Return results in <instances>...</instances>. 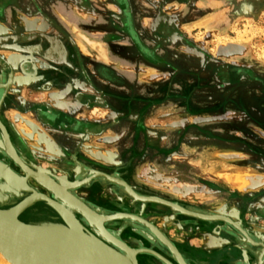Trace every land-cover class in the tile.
<instances>
[{
    "label": "crops",
    "instance_id": "obj_1",
    "mask_svg": "<svg viewBox=\"0 0 264 264\" xmlns=\"http://www.w3.org/2000/svg\"><path fill=\"white\" fill-rule=\"evenodd\" d=\"M128 1L135 39L150 49L154 48L156 33L163 25L162 19L157 18L156 4L160 6L162 0ZM0 7L5 12L4 18L0 20L4 33L0 38V55L13 64L17 61L18 65L14 74L16 82L7 87V96L12 100L11 94L16 92L19 103L23 101L29 104V101L38 100L48 107L64 111L71 118L85 120H95L110 114L116 117L127 111H130L131 118H137L138 114L136 116L134 112L140 109L157 110L164 118V114L175 107L173 104H180V98L195 112H201V107L207 100L209 102L204 105L213 103L211 96H205L211 94L208 89L197 90L192 98L187 99L186 94L201 80V75H198L195 67L183 71L186 62H182L175 53L184 55L185 50L178 52L179 48L182 50L178 41L158 46L156 53L167 62L165 65L151 64L139 54L132 36L126 32V23L122 19L117 0H0ZM77 93L95 97L96 103H89L90 110H85L84 105L75 99ZM128 121L132 131L137 126L145 130L147 123L155 121L162 126L176 122L168 117L165 120ZM246 121L249 120H226L233 127L226 130L225 136L233 140L241 138L238 131H235V125H242ZM65 133L73 140L84 137L81 133ZM170 133V129H167V134ZM115 134V141H123V135L128 132L120 130ZM130 134L128 139L131 140L134 133L130 131ZM158 134L143 136L141 139L145 140L144 145L147 146L148 142L166 147L163 142L166 133L162 131L161 138ZM238 146L239 144L229 143V147L221 152L237 154ZM56 151L62 154L59 146H56ZM185 152V148H179L172 157L180 159L185 156ZM226 170L223 165L218 174ZM130 171L135 183L144 182L151 187L160 185L164 189V176L159 174L161 171L155 164L144 161L131 165ZM130 183L136 186L133 182ZM227 185L233 191L239 190L234 182ZM78 194L90 203L98 204L93 197H86L84 192ZM175 230L168 226L166 234L170 236L172 233L171 239L176 243H188L191 247L202 244L201 239L188 240L186 234ZM123 232L126 234L121 241L131 249L141 246L142 249L156 251L153 245H148L146 240L129 229L121 231ZM137 255L152 256L160 260L152 253Z\"/></svg>",
    "mask_w": 264,
    "mask_h": 264
},
{
    "label": "rangeland",
    "instance_id": "obj_2",
    "mask_svg": "<svg viewBox=\"0 0 264 264\" xmlns=\"http://www.w3.org/2000/svg\"><path fill=\"white\" fill-rule=\"evenodd\" d=\"M163 1L162 3L165 4L168 0ZM260 2L262 3L258 5L260 7L264 6V1L261 0ZM168 5L166 12L170 13L172 18L169 23L172 25L179 22L184 23L178 24L181 26L179 27L181 33L180 38H178L179 40H177L182 48V50L179 48L178 52L182 53L183 50H185L184 53L186 52L184 55L186 56V67L183 71L195 67L198 75H201V80L195 86L193 85L190 89L191 91L186 94L187 99L192 98L197 90L208 89L211 94L205 96H211L213 103L207 106L204 105L209 102L207 100V103H203L201 112L199 110L195 112V110L187 107L188 105L173 104L175 107H171L170 110L178 111V109H183L182 112L185 120H176L171 125L164 124L163 126L161 123L155 121L154 123H147L145 130H141L139 126H137V129L135 127L136 130L131 140L128 139L130 138V133L123 135L125 140L122 143L128 145L127 155H125L126 152L124 151H118L114 146V143H116L114 140L116 134L111 130H107L101 136H93V139L89 142L91 146L83 147L81 149L82 157L80 156L78 159L82 162L89 163V165H94V168L108 174H113V171L116 170L118 177L133 182L137 186L136 190L139 192L149 191V193L165 196V198L167 197L170 200H177L184 207L201 211L211 210L216 213L221 207L225 206L237 212L235 217H241L254 224V228H264V202L261 203L257 198L258 195L263 196L264 189L256 191L253 193L255 195L249 197L242 192L233 191L227 185L228 183L223 176L216 175L211 178L204 172L193 173L188 168L196 162V155H192L194 153L200 154H198L200 163L202 161H210V164L215 165L216 162L226 164L232 162L231 155L226 152H221V150L229 147V143H236L232 140L233 138H227L225 136L226 130L233 127L232 125H228L226 120H242L247 117L253 118L256 116L258 109L264 111V90L261 85V80L264 79V7L259 11L257 8H250L249 10H245V12L235 11L233 13V19L230 20L224 4L223 7L219 5L217 11L200 7L195 8L197 11H187L183 15L177 14L178 12L175 10V7H169ZM173 5H175L174 2ZM187 58L195 59L196 62L188 61ZM229 67L248 68L253 72L255 78L241 81L234 76L233 82L229 81V78L228 81H225L223 79L227 76L226 71ZM17 95L18 93L16 92L11 94L13 101L9 105L13 104L17 106L19 104L16 98ZM40 104L42 103L38 100L29 101V104L23 103V101L21 103L22 109L20 113H22V116L26 119L33 120L39 127L37 133H32L34 140H28V150H31L37 156L39 162L45 163V166L40 165L41 168L42 166L45 168L46 166L55 167L58 165L66 166L70 171L71 166L77 165L81 169L77 162L60 164L58 163L59 158L57 155L39 151L36 140L39 139L42 133H46L49 138L54 140L52 130L45 124L41 125L39 123V120H43V115L47 110L46 108H41V111L38 112V108L36 107ZM29 106H33L34 108H30ZM55 110L62 112L60 109ZM8 111L9 114L19 110L11 108ZM129 113L130 111L123 112L122 115L129 117ZM134 113L135 115L138 114L136 116L139 120H153L156 114H160L157 110L149 111V109H140ZM9 115L10 117L13 116L12 114ZM109 118V115H106L104 117H98L93 121H115ZM249 121L251 124L254 122L253 124L256 130L264 131V129L262 130L257 127L256 123L258 120ZM15 127L17 129L24 128L20 122L16 123ZM193 128H196V133H198L195 137H191L189 134ZM235 128H237L236 125ZM167 129H170V134H167ZM68 131L79 133L71 128L67 129ZM162 131L166 133L163 141L166 147L160 145H152V147H149L144 145L145 140L141 139L143 136L148 135V133L152 135L159 133L158 135L161 138ZM183 131H185L184 134ZM25 132L29 131L25 130ZM36 137L37 139H35ZM251 137L249 136L247 139L248 144L246 146L244 145V147H246L245 149H249V151L251 150L250 152L254 154L251 158L255 164L253 168H251L252 166L250 167L251 171L254 172L259 169L258 165L256 166L257 163H261L264 166V155L257 152L258 150L264 152V137L262 138V143H260L262 145H258V142ZM95 140H100V143H97ZM85 144H88V142ZM95 147H99L101 151L100 155H97ZM179 148H185V151H187L185 152L187 161L177 159L176 156L172 157V154ZM64 154L58 156H64ZM42 157L45 158L44 161H42ZM0 160L5 161L1 155ZM144 161L155 164L159 168L161 171L159 174L169 179V188L171 190L166 191L161 188L151 187V185H147L144 182L135 183L136 180L131 179V175L133 177V173L130 171L131 165H138ZM222 166L219 165V168H217L218 172ZM70 176L72 177L71 174ZM183 184L186 185L185 189L188 188V185L196 188V201L189 200L190 198L188 196H185L183 199L176 194L174 190L176 188H182ZM100 193L108 196L109 189L106 188ZM9 206L3 205L1 208L6 209ZM225 210H223V214L228 215L230 211L226 212ZM154 222L157 226L161 225V222L156 219H154ZM217 225L219 226V230L222 227L224 229L227 227V225L219 221ZM171 228L173 229L174 227ZM175 231L177 232L178 230L176 229ZM178 232L184 234L182 230ZM218 232L222 233L220 231ZM222 234L224 235V233ZM171 236H173L172 233L169 237L171 238ZM1 260L0 264L3 262Z\"/></svg>",
    "mask_w": 264,
    "mask_h": 264
},
{
    "label": "water",
    "instance_id": "obj_3",
    "mask_svg": "<svg viewBox=\"0 0 264 264\" xmlns=\"http://www.w3.org/2000/svg\"><path fill=\"white\" fill-rule=\"evenodd\" d=\"M4 16L5 12L0 7V20ZM2 34L4 33L0 27V38ZM1 47L2 42L0 41V49H2ZM14 64L13 62H8L0 55V104H10L13 101L11 97L7 96V87L10 83L16 82L14 74L18 68V65H16L17 61ZM75 99L88 110V104L92 103L95 97L82 96L77 93L75 94ZM29 107L34 108L33 106ZM36 108L40 112L41 108H46V105L40 104ZM51 110L49 109L53 114V118L57 119L61 116H68L63 111ZM19 122L24 128L17 129L15 127L16 123ZM129 122L128 120H115L113 122L93 120H39L41 125L45 124L52 130L54 140L49 138L46 133L41 132L44 134V137L51 140L55 147L59 146L62 154L64 152L65 154L64 156H58L59 154L56 150L55 152H50L38 140H36V144L40 152L57 155L59 158L58 163L60 164L77 162L80 165L81 169L79 173L72 170V168L70 170L75 179L81 177L84 180L83 184L74 186L72 189L76 197H80L78 192H84L86 197L96 198L95 195L108 188L109 194L111 196L113 195L115 199H108L105 201L106 206L100 207L103 211L110 213L108 215L110 219L108 220L116 221L121 231L129 229L132 233L146 240L148 245H153L157 250L153 251L142 248L131 249L122 241L108 237L109 235L104 233L106 235H103L109 241L126 253L127 257H124L117 250L104 244L95 236L86 234L72 216L67 217L66 210L56 201V198L63 203L71 204L74 209L80 210L83 214L86 211L93 212V210H90L89 207L77 198L69 197L65 192H58L53 181L47 175L39 172L38 168L32 170L25 166L27 157H32L31 154H33L31 150H28V140H34L31 134L33 128H36V130L39 128L38 125L33 120H0V155L5 160H0V189L6 192V195H16L18 192L27 194V196L19 198H11L13 195L8 198H0V234H5L2 231H5L7 224H9L23 231V236L25 235L24 237L26 238V241L24 240L25 246H30L27 233L30 235L31 242L37 245V252L31 249L28 253L24 250L25 248L21 247L22 243L19 245L17 242H11L17 240V237L12 240V237L9 239L8 235L7 237L0 235V248L7 257L14 264H28L22 257H25V259L28 257L31 260V264H42L39 259L40 255L42 257V252L38 248L39 240L36 234H34L29 226L24 225L18 219V216L24 211H43L44 206L50 208L67 222L68 226H70L75 235L84 244L83 246L89 254V258L84 264H137L136 255L145 253L154 254L165 264H209L210 262V264H264V228H254V224L233 215H228L227 221L224 219L205 218L208 215L207 213L184 207L177 200H168L163 196L149 193V191H137L136 186H132L125 179L118 177L116 170L113 171V174H108L94 168V165H89V163L82 162L78 159V157H82L81 149L86 145V147L91 146L89 141L93 139V136H101L107 130H111L114 133L120 130L135 133L134 128L133 131L131 130ZM69 128L84 134V137H77L76 140L71 139L65 133ZM25 130L29 132H25ZM42 141L44 140L42 139ZM95 141L100 143V140ZM87 142L88 144L85 145ZM114 146L118 151L126 152L125 155H127V144L119 140L114 143ZM95 150L97 151V155H100L101 151L99 147H95ZM6 161L18 167L20 174L15 172ZM31 181L40 184L52 196L49 197L43 193L33 191L31 184H29ZM19 199L21 200L17 202ZM3 205L10 206L4 209L1 208ZM175 206L182 210L177 209ZM99 215L94 212V223L101 217ZM154 219L161 222L160 227L155 224ZM218 221L223 222L227 227L225 229L222 227L219 230V226L217 225ZM168 226L174 227L178 231H184L188 240L191 238L201 239L202 244L197 247H191L188 243H184L186 245L176 243L166 234ZM218 231L224 233V235ZM205 233H209L214 238H222L225 244L211 249L204 248ZM177 246H182V253L178 250ZM38 252L40 255H38ZM161 253L169 254L174 262H171L165 257L163 258Z\"/></svg>",
    "mask_w": 264,
    "mask_h": 264
},
{
    "label": "flooded vegetation",
    "instance_id": "obj_4",
    "mask_svg": "<svg viewBox=\"0 0 264 264\" xmlns=\"http://www.w3.org/2000/svg\"><path fill=\"white\" fill-rule=\"evenodd\" d=\"M118 4L120 6L121 9V14H122V19L124 20V22L126 23V32L129 33V35L132 36V39L134 40V42L136 43V48L139 52V54H141L143 56V58L147 59L149 61V63H153V64H158V65H164L167 64L166 61H164L163 59H161V57L156 53V50L158 49V46L162 45L163 43H172L173 41H177L179 40L178 38H180V30H179V26L178 24H184L183 22H179V23H175V24H171L169 23L171 18L170 13L166 12V7L167 5L169 7L174 6L175 10L178 12L177 14L179 15H183L185 14V12L189 11V12H193V11H197V8L200 7H204L206 9H212L217 11V8L219 7V5H221L223 7H226L227 13L229 14V18L230 20L233 19V13L236 12H245V10H249L250 8H254L259 11L262 10V8L264 6L258 5L262 2H260L261 0H168L166 1V3H161L160 6H158V4H156L157 7V18L158 19H162V29L160 31H158V34L156 33L157 37H156V44L154 45V48H148L147 46H145L143 43H141L140 41L137 42V40L135 39V30L133 28V18H132V14L130 11V4L128 0H117ZM163 1V0H162ZM221 3L224 2V3ZM264 1V0H262ZM164 2V1H163ZM173 2L175 5H173ZM220 3V4H218ZM196 8V9H195ZM192 47V46H191ZM168 55V54H167ZM176 57L180 58L182 62H185L186 60V56L185 53L184 55H177L175 53ZM166 58V56H164V59ZM166 60V59H165ZM188 61H192V62H196L195 59L192 58H187ZM197 64V63H195ZM186 65V63H185ZM229 69V71H228ZM227 76L223 79L225 81H229L233 82V78L234 76L236 78H239L238 80H245V79H250V78H255L253 72L248 69V68H239V67H229L227 68L226 71ZM261 80V79H259ZM239 84V82H238ZM261 85H262V89L264 90V79L261 80ZM264 92V91H263ZM264 98V96H263ZM93 103H96L95 100L92 101ZM182 106H185V102L183 101L182 98H180V102H179ZM178 103V104H179ZM21 105V103H19ZM19 104L16 105H9L8 103H1L0 104V120H30V119H26L22 116V113H20V110L22 109L21 106H19ZM179 104V105H180ZM11 108H15L19 111H14L12 113L13 116L10 117V115L8 114V110H11ZM46 109H54L51 107H48V105H46ZM46 110V112L48 111ZM87 110V109H86ZM90 110V108L88 109ZM179 110H181V112H179ZM52 111V110H51ZM183 109H178V111H174V110H168L165 114H164V118L162 117V114H156L155 117L153 118V120H165L167 117L168 119H172V120H185L183 117ZM182 114V115H181ZM154 115V113H153ZM43 120H85V119H76V118H71L69 116H61L59 118H53V114L49 111L47 113H44L43 115ZM66 117V118H65ZM109 119H113V120H139L138 118H131L129 117H125L122 114H118V116L115 117V115L111 114L109 115ZM118 117V118H117ZM131 118V119H130ZM242 120H258L257 121V127L261 128L262 130L264 129V111L258 109L257 114L255 117L250 118L247 117L246 119L243 118ZM254 123V122H253ZM251 124L250 121H246L244 123H242V125L236 124L237 128H235V131H238V136H240L241 138H237L234 139V142H236L235 144H239V149L237 148V150L239 151L237 154L233 153V154H229L232 156L231 159H233L232 162L229 163H219L216 162L215 165L214 164H210V161H202V163H200L199 161V153H194L192 154L193 156L196 155V157L198 158V160H196L197 158H195L194 164L192 166H189V170L193 173H201L204 172L207 176L213 178L214 176H223L226 180V182L229 184L231 182H234V178L233 176L237 173H246V174H250V175H255L257 177H259L258 179V186L255 185V187L253 188H249V189H239L236 190L238 192H242L245 195H248L249 197L252 195H255L253 193H255L256 191H261L262 189H264V166L261 163H257L256 166L258 165L259 169H257V171H251L250 167L253 168L254 164V160H252L251 156H253L254 154L252 152L249 151V149H245L246 147H244V145L246 146L248 144L247 139L249 138V136H253L251 138L255 139L258 142V145H262L260 143H262V138L264 137V131L261 132L260 130H256L255 125ZM185 133V131H183V134ZM190 136L195 137L196 134V128H193L192 131L189 133ZM149 135V133H148ZM233 140V139H232ZM152 145L154 144H150L147 142V146L152 147ZM242 147V148H241ZM244 148V149H243ZM246 151V152H245ZM263 151V150H262ZM259 152V154L264 155V152H260L259 150L257 151ZM199 154V155H198ZM228 154V153H227ZM216 155V154H215ZM190 156V154H189ZM187 157L185 156H181L180 159H183L184 161H187L186 159ZM28 159V160H27ZM26 161H25V166L29 169L34 170L35 168H38L39 172L43 173L44 175H47V177H49L53 183L56 185L57 187V191L58 192H65L66 194H68L69 197H73V198H77L78 200H80L83 204H85L87 207H89L92 203H90L87 199L83 198V197H76V195H74L73 193V187L83 184L84 180L81 177H77L76 179L74 178V175L67 169L66 166H58L56 165L55 167H40V165H44L45 163L43 162H39L38 160V166H34L30 163L29 161V157H27ZM44 157H42V161H44ZM212 162V161H211ZM259 162V161H258ZM8 165L17 173L20 174L19 172V168L14 166L12 163H8ZM219 165H225L226 166V171L224 173L218 174L217 168H219ZM45 166V165H44ZM72 170H74L75 172L79 173L80 168L79 166L75 165V166H71ZM70 174L72 175V177L70 176ZM232 174V175H231ZM231 177V178H230ZM233 178V180H232ZM128 181V180H127ZM164 181V189L160 187V185H158L157 188H161L162 190H171V188H169V179L167 177L164 176L163 178ZM32 182V181H31ZM130 183V181H128ZM29 184H33L29 182ZM131 184V183H130ZM34 185V184H33ZM192 185H188V188H186V185L183 184L182 188H176L174 191H176V194L179 197H182L183 199L185 198V196H188L192 201H196L195 195H196V188H192ZM40 192H42L43 194L51 197L52 195L45 190L44 188H39ZM258 193V192H257ZM96 198H94L96 200V202L99 203L97 205L92 204L89 208L91 210H93L94 212H96L97 214L100 215H109L110 213L103 211V209H101L102 207L106 206V203L104 201H107L108 199L114 200L115 198L113 197V195L111 196L110 194L108 196H104V194L102 193H98L97 195H95ZM165 197V196H164ZM82 198V199H81ZM92 198V197H90ZM98 198V199H97ZM258 200L262 202H264V194L262 195H258L257 196ZM166 199L170 200L169 198L166 197ZM11 202V201H10ZM18 202V201H17ZM196 203V202H195ZM42 205V204H41ZM94 207V208H93ZM101 207V208H100ZM191 209V208H189ZM228 209V208H227ZM194 211H198V212H204L207 214H214L215 213L213 211H201V210H196V209H192ZM228 211H230V214H233L234 216L237 214V212L235 210H231L228 209ZM28 213H30V211H26L23 212L20 216L19 219L24 220V218L28 215ZM42 213L46 214L47 217H53L57 218V214L52 211L50 208L48 207H44L43 206V211ZM118 229V230H117ZM120 231V233H119ZM104 232L107 235L112 236L114 239L116 240H120L124 237L125 233H121V229L120 226L117 225L116 221H109V222H105L104 223ZM116 233V234H115ZM178 250L182 253V249L177 246ZM154 250H157L155 247H153ZM158 252V251H157ZM162 255L167 258L168 260H170L171 262H174L173 259L169 256V254L167 253H162ZM148 260V261H147ZM137 261L138 264H165L163 262H161V260H158L152 256H141V255H137Z\"/></svg>",
    "mask_w": 264,
    "mask_h": 264
},
{
    "label": "bare ground",
    "instance_id": "obj_5",
    "mask_svg": "<svg viewBox=\"0 0 264 264\" xmlns=\"http://www.w3.org/2000/svg\"><path fill=\"white\" fill-rule=\"evenodd\" d=\"M23 121H25V120H23ZM37 130H39V129H37ZM37 130H36V128H33V131L32 130L31 131H32V133H37ZM31 136L33 137V134H31ZM40 136L38 139V141L41 142L40 144H43L45 149H48L50 152L51 151L55 152V150H56L55 145L48 138L44 137L43 134H41ZM35 139H37V137ZM42 139L44 141H42ZM31 155H32V157L31 156L29 157L30 163L34 166H38L37 156H35V154H31ZM4 172H5V170H4ZM44 178L46 179V177H44ZM233 178H234V180H233ZM233 178H232V180L234 181V183L236 185L239 186L240 189H249V188L255 187V185L258 184V179H259V177L255 176V175H250V174H246V173H237L233 176ZM11 180H13V179L11 178ZM30 183H32V182H30ZM33 184H32L33 191L35 190L36 193H42L38 190H39V188H43V187L36 182ZM5 193L6 192H4L0 189V198H3V197L8 198V197H11L12 195L16 196V197L12 196L11 198H17V197L19 198V197L27 196V194H24L22 192H18V193H16V195L15 194L6 195ZM56 201L62 206V208H64V210H66V213L68 215L67 217L69 218L72 216L78 222V224L82 227L83 231L86 234H88V235L90 234V235L95 236L100 241H102L104 244H106V245L114 248L115 250H117V252H119L120 255L127 257V255L124 251L117 248L111 241H109V239H107V237L104 236V235H106V234H104L105 233L104 232V223L109 222L108 219H110V216L99 215L101 217L99 218V220L96 223H94V221H93L94 211L93 212L92 211H90V212L86 211V213L83 214V212H81L80 210L74 209V207L71 204L63 203L60 200H58L57 198H56ZM98 203H99V201H98ZM175 207L179 210H182L181 208H179L177 206H175ZM225 209H226L225 206H223L216 213L213 211L215 213V215L214 214H210V215L208 214L205 216V218L224 219L227 221L228 220L227 216L230 215V213L228 215H224L223 210H225ZM225 211L227 212V210H225ZM200 214L202 217H204L202 213H200ZM19 216H18V219H19ZM19 220L24 225L29 226L30 229L34 232V234H36L37 239L39 240L38 248H40L41 249L40 251L42 252V257L40 255V253L38 252V255H40L39 259L41 260L42 264H84L88 260L89 254H88L87 250L85 249V247L83 246L84 244H82L81 240L75 235V233L72 231L70 226H68L67 222H65L58 214H57V218L53 219L52 216L47 217L46 214L42 213V211H34V212L28 213V215L24 218V220H21V219H19ZM101 227H102V230H101ZM2 232L5 233L2 235H5L6 237L8 235L9 239H11V237H12V240H13V238L17 237V240H15V241L13 240L14 242L13 241H11V242L12 243L17 242V243H19V245H21V243H22L21 247L25 248L24 250L26 252L30 251L31 249H34L37 252V250H36L37 245H35L31 242V238L29 237L30 235L28 233H27V236H28V239L30 241V242H28L30 245L29 247L25 246L26 245L25 244L26 238L24 237L25 235L23 236V233H22L23 231L19 230L18 228H15V227L7 224L5 231H2ZM119 233H120V231H119ZM108 237H112V236L109 235ZM134 240L136 241V239H134ZM137 242L140 243V240H138ZM203 244H204L203 245L204 248L211 249L213 247H217V246L225 244V241L222 238H214L209 233H205V240H204ZM140 248H141V246H140ZM1 258L3 260L2 264L3 263L4 264H14L0 248V260H1ZM22 259L25 262H27L28 264L29 263L31 264V262H30L31 260L28 257L26 259H25V257H22ZM137 264H138V261H137Z\"/></svg>",
    "mask_w": 264,
    "mask_h": 264
}]
</instances>
